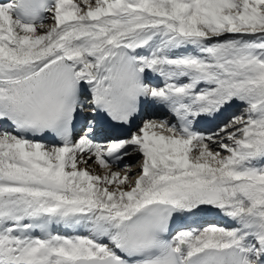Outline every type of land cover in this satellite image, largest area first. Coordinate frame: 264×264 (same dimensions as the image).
Here are the masks:
<instances>
[{"label":"snow or ice","instance_id":"obj_1","mask_svg":"<svg viewBox=\"0 0 264 264\" xmlns=\"http://www.w3.org/2000/svg\"><path fill=\"white\" fill-rule=\"evenodd\" d=\"M0 264H264V0H0Z\"/></svg>","mask_w":264,"mask_h":264},{"label":"bare ground","instance_id":"obj_2","mask_svg":"<svg viewBox=\"0 0 264 264\" xmlns=\"http://www.w3.org/2000/svg\"><path fill=\"white\" fill-rule=\"evenodd\" d=\"M165 117H168L169 119H171L170 116H168V113L164 110H156L155 112V118H165ZM145 119L146 118H149V117H144ZM140 159L139 156H135L132 158V161L131 162H135L136 160ZM213 222H217V223H220L222 225H227L229 223V221L226 219V218H223V217H216L215 220ZM61 231L63 232L64 230L61 229Z\"/></svg>","mask_w":264,"mask_h":264},{"label":"rangeland","instance_id":"obj_3","mask_svg":"<svg viewBox=\"0 0 264 264\" xmlns=\"http://www.w3.org/2000/svg\"><path fill=\"white\" fill-rule=\"evenodd\" d=\"M133 130H135V128H133Z\"/></svg>","mask_w":264,"mask_h":264}]
</instances>
